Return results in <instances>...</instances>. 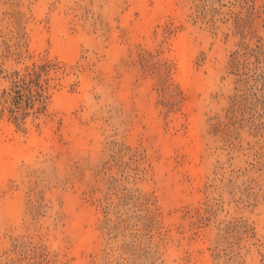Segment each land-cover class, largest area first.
<instances>
[{"label":"rangeland","instance_id":"1","mask_svg":"<svg viewBox=\"0 0 264 264\" xmlns=\"http://www.w3.org/2000/svg\"><path fill=\"white\" fill-rule=\"evenodd\" d=\"M13 143L0 264H264V0H0Z\"/></svg>","mask_w":264,"mask_h":264},{"label":"bare ground","instance_id":"2","mask_svg":"<svg viewBox=\"0 0 264 264\" xmlns=\"http://www.w3.org/2000/svg\"><path fill=\"white\" fill-rule=\"evenodd\" d=\"M155 2H157L158 6H161L163 2L169 5L172 2V0H157V1L155 0ZM176 47H178L177 56H178V60L181 66V73H180L181 78H182L181 81L186 82L187 76L188 74H190V72L187 68L188 67V51L186 48L185 40L180 39L177 42ZM35 142L36 141L34 139L31 140L32 144ZM27 148L28 147H25L17 143H13L7 146L0 147V178L7 171H10L12 169L13 164H15L14 159L16 157L20 156L22 153H23L22 155H26L28 153V151L27 152L25 151Z\"/></svg>","mask_w":264,"mask_h":264}]
</instances>
